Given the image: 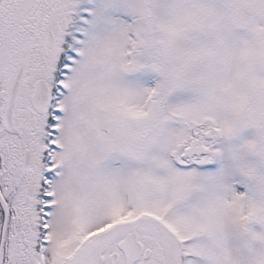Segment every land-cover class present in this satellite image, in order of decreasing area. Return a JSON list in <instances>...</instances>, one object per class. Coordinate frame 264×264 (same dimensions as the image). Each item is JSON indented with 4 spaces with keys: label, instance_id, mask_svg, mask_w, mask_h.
Masks as SVG:
<instances>
[{
    "label": "snow or ice",
    "instance_id": "1",
    "mask_svg": "<svg viewBox=\"0 0 264 264\" xmlns=\"http://www.w3.org/2000/svg\"><path fill=\"white\" fill-rule=\"evenodd\" d=\"M0 264H264V0H0Z\"/></svg>",
    "mask_w": 264,
    "mask_h": 264
}]
</instances>
